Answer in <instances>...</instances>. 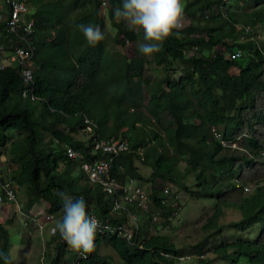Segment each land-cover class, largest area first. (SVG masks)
Returning <instances> with one entry per match:
<instances>
[{
  "label": "trees",
  "instance_id": "1",
  "mask_svg": "<svg viewBox=\"0 0 264 264\" xmlns=\"http://www.w3.org/2000/svg\"><path fill=\"white\" fill-rule=\"evenodd\" d=\"M102 1L26 0L37 7L33 31L7 35L4 26L1 34L6 48L13 46L9 44L13 39L34 51L32 94L37 98L23 96L22 91L32 83L24 81L19 66L7 62L4 54L0 149L7 152L9 163L3 166L6 160L0 162V182L7 175L16 198L20 187L26 190L29 208L46 200L62 215L58 190L74 199L83 197L88 215L93 212L101 220L109 219L132 231L131 238L124 234L125 228L96 233L95 248L87 254L71 250L56 232L55 253L45 249L42 258L46 257V264H74L78 259L79 264H110V254L101 252L103 245H110L122 264H185L190 258L179 253L181 245L173 236L151 233V226L158 224L153 207L167 209L172 186L165 191L163 185L161 196L153 192L149 210L126 199L125 193L119 194L117 201L124 206L120 209L114 201L117 196L104 192L103 182L86 180L80 161L67 154V145H71L83 150L92 162L98 155L111 156L112 171L120 181L130 175L158 188L190 179L200 195L213 199L214 213L206 225L212 235L226 227L218 218L228 206L241 212V218L229 225L244 230L261 224L252 238L220 243L213 250L215 257L205 256L202 247L197 264H212L219 258L228 264H264V182H260L264 180V0H236L235 5L223 0H182L183 14L190 17L188 34L176 35L174 30L151 57L143 56L137 47L143 42V31H131L124 21H116L113 13L121 0H109L110 26L101 15ZM76 24L99 27L104 40L90 47ZM243 34L247 37L240 41ZM227 35L238 41L228 44ZM134 39L131 55L115 49ZM219 46L224 49L218 50ZM213 48L217 51L206 52ZM225 49L231 54L243 50L246 60L240 62L241 57H231ZM172 61L187 64L192 72L179 78L170 74L138 78L134 74L147 65ZM233 66L239 68L237 73L232 72ZM85 118L90 119L91 129ZM125 127L132 130L130 136L120 135ZM214 128L226 140L238 141L237 146L218 140ZM87 133L90 141H84L89 138ZM93 135L124 136L129 149L118 156L101 150L94 155ZM136 159L149 166L151 173L143 174ZM251 184L255 185L250 188ZM12 203L15 200L5 199L0 205ZM130 205L139 211L133 220L139 222V214L143 216L146 234L142 238L130 220ZM128 222L134 223V230ZM10 247L9 229L0 221V251L12 259Z\"/></svg>",
  "mask_w": 264,
  "mask_h": 264
},
{
  "label": "rangeland",
  "instance_id": "2",
  "mask_svg": "<svg viewBox=\"0 0 264 264\" xmlns=\"http://www.w3.org/2000/svg\"><path fill=\"white\" fill-rule=\"evenodd\" d=\"M236 3V0H233ZM107 3L102 1L101 7V15L105 17L107 24L109 25V20L107 18ZM37 7L35 5L29 4V12L28 14H22V19H29L31 17H35V10ZM181 23L183 27L180 29V35L184 36L188 34V24L190 23V17L187 14H183ZM5 25H2V30H4ZM110 26V25H109ZM6 27V26H5ZM6 32V30H5ZM226 34H228L229 30L226 28L224 30ZM246 35H241L239 37L240 41L246 39ZM262 39L264 36L261 37ZM136 39L128 40L125 44H119L115 46L116 50H121V52H128L130 55L134 51V46L136 43ZM238 37L228 36L225 39V42L228 44L230 42H237ZM225 44V43H224ZM224 46L217 47L218 50H223ZM227 51V49H225ZM224 50V51H225ZM191 51V50H190ZM215 51H217L215 49ZM214 48L211 49V52L206 51L207 53L215 52ZM228 53V51H227ZM240 62H244L246 60L245 55H243L240 59ZM232 72L237 73L239 68L237 66L232 67ZM191 69L187 64L179 63L177 61H172L167 65H147L143 70L134 72V74L138 78L144 77H160L165 74H170L171 77L179 78L182 75H186L191 73ZM148 95H145V101L148 100ZM132 130L127 127L123 128V131L120 135L130 136ZM82 137V136H81ZM239 141H241L239 139ZM2 150L0 151V162L5 159L3 166L9 163V160L5 158L7 152L4 151L3 155ZM97 153L94 151V155ZM98 159H103L100 155L95 156ZM138 169L145 175L151 173V168L145 165L141 159L135 160ZM113 165V163H112ZM2 169V167L0 168ZM151 170V171H150ZM78 171V170H77ZM76 172V171H75ZM8 179V176L5 175ZM134 177V176H128ZM136 178V177H135ZM7 179L5 181H7ZM138 184H141L146 191V197L149 203L152 204V195L153 192H158L161 196L163 185L172 186L175 189V192L167 197L168 207L165 210H156L153 207V213L159 212V226H164L166 228L158 229L157 225H152V233L154 231H158L161 233L168 234L173 236L180 243V251L181 255H187L188 258L185 261V264H197L196 259L199 257V253L201 252V248H206L205 256L215 257L213 250L218 247L222 242H230L235 241L238 238H247L253 237L255 232L260 228L261 224L256 223L252 227H248L244 230H241L235 226L229 225V223L233 220H237L241 218V212L238 207L228 206L224 208V215L218 218L219 223L226 224V227L223 228L221 233L210 234L212 229L206 228L208 219L214 213V205L213 199L203 197L200 195L195 189L192 181L186 180L183 182H167L160 184L158 188H153L150 182L142 181L141 179H137ZM261 183L264 180H260ZM136 183H132V188L128 187V191L135 192ZM255 184H251L250 188H252ZM139 186V185H138ZM249 191V190H248ZM17 199L15 203L12 204H2L0 205V221L9 219V222L6 223L9 232H10V253L12 255L13 264H46V257L43 259V252L50 250L52 253L56 251V233H52V228L55 226L56 222L61 218L62 213L61 210L55 212L52 208L51 204L46 200H41L36 203L28 215L34 216L30 220H26L27 217L24 214L30 208L26 204L28 196L26 190L20 187L17 191ZM122 200V199H121ZM132 208V213L136 216L139 211L133 210V205H130ZM143 210V209H142ZM158 211V212H157ZM54 214V219L52 222L48 223L45 227V231H41V227L38 222L40 219L44 220L46 215ZM141 213V212H140ZM140 215L139 220V231L138 236L140 238L144 237L146 234V230L144 227V221L142 214ZM131 220V219H130ZM129 220V221H130ZM132 221V220H131ZM28 222V224H26ZM105 222H110L109 219H106ZM44 224L45 222L40 221V224ZM111 224V223H110ZM112 225V224H111ZM127 225L134 230V223L128 222ZM102 253H108L111 256L110 264H122L121 257L117 254V252L110 245H103L101 247ZM77 253V252H76ZM75 253V254H76ZM212 264H228L225 259H216Z\"/></svg>",
  "mask_w": 264,
  "mask_h": 264
},
{
  "label": "clouds",
  "instance_id": "3",
  "mask_svg": "<svg viewBox=\"0 0 264 264\" xmlns=\"http://www.w3.org/2000/svg\"><path fill=\"white\" fill-rule=\"evenodd\" d=\"M107 1H108L107 8H108L109 0ZM223 3L225 4L231 3L234 5L236 4L233 0H223ZM27 5H28V11L26 14H28L29 12V4L27 3ZM183 13H184V7H183L182 0H121V6L114 9L113 15L118 23L120 21H124L127 27L129 28V30L131 31L142 30L143 31V42L139 43L137 47H138L139 52L143 56L151 57L153 54L158 53L161 50L163 42L168 37L173 35L174 30L176 32V35H179V30L183 27L181 23ZM31 19H34L35 21L34 17H31L29 19L25 18V21H29ZM74 27L83 34L87 44L90 47H93V48L97 47L99 42L104 40L105 38L104 33L101 31V29L99 27H94L91 24H87V25L86 24H76L74 25ZM228 54L230 55L231 51H228ZM29 87H31V85ZM25 90L33 91V88L24 89L22 92H24ZM86 119H88V121H86ZM88 122L90 123V119L85 118V124L87 128H88ZM90 126L92 127L91 123H90ZM87 134L89 135V138L84 141H90V133H87ZM93 136L97 137V135H93ZM222 137H223V134H222ZM223 140L226 141V143L223 142L225 145L237 146L238 144V141H228L224 137H223ZM67 146H71V145H67ZM90 147L92 149L91 152L94 153L95 150H93L92 146ZM77 150H80V149H77ZM80 151H82L84 154V160L89 161L88 158H86L85 156V152L83 150H80ZM95 152H97V150ZM81 162L82 161H80V163ZM112 168H113V165H112ZM112 173L117 177V180L119 183H125V182L134 183L135 182L136 183L135 186L139 185L143 188L141 184H138V180L132 177L127 178L126 181H120L118 179V176L113 171ZM85 175H86V180L89 181L88 175L86 173ZM6 179L7 178H4L3 181L0 182V192L4 186V183L6 182L5 181ZM90 182H93V181L90 180ZM93 183H98V182H93ZM102 187L105 190L104 192H106L107 194H112V195L115 194L117 196L116 198L114 197V201L118 200V196H120L119 194H121L119 191L110 192L105 187L104 184L102 185ZM170 187L171 186H166L164 190L166 191V189L167 188L170 189ZM171 191L173 193L175 192L174 187H172ZM56 195L60 198V201L62 203L63 215L56 222L55 226L52 228V233L55 234L56 232H58L60 237L67 243V245L69 246L71 250L77 253H80V254L91 253L95 248L96 233H101V232H97L98 228H100V224L95 217H97L102 222H105L106 219L101 220L93 212H91L90 215H88L87 204L83 197L74 199L71 195L67 194L64 191H59V190L56 192ZM144 199L146 203L148 204L147 208L143 207L142 204H140L138 199L132 200V201L133 202L137 201L143 210L145 209L149 210V208L152 207L153 202L151 204L147 201L149 199H147L146 197V191H145ZM121 208H124V206L122 205L120 209ZM31 209L32 208L24 212V214L27 217L26 220H30L32 217H34V216L28 215V212H30ZM129 216H130V219L136 223V230L138 232L139 222H136L135 220H133V217H135V215L132 213V211H129ZM3 222L8 223L9 219L4 220ZM50 222L52 221H48L45 225H43V227L40 226L41 227L40 230L45 231V227ZM26 224H28V222H26ZM112 226L120 227L117 230L118 232H122L123 230L121 228H125L122 225L112 224ZM157 227H159L158 229L164 228L163 226L162 227L159 226V224H157ZM152 232L153 231L151 227V233ZM128 237L131 238V236L129 235ZM0 260L3 261V264H13L10 255L7 253H4L3 251H0ZM78 262H79V259L74 264H77Z\"/></svg>",
  "mask_w": 264,
  "mask_h": 264
},
{
  "label": "built area",
  "instance_id": "4",
  "mask_svg": "<svg viewBox=\"0 0 264 264\" xmlns=\"http://www.w3.org/2000/svg\"><path fill=\"white\" fill-rule=\"evenodd\" d=\"M104 2H108L107 0H104ZM28 11V5L25 0H0V70L3 69L7 63L4 61V54L8 56L7 62L14 61L20 68L22 72V77L24 81L28 83H32L34 79V67L35 62L34 60V51L26 48L22 44H16L13 39H10L11 42L9 44L13 45L11 47L5 46L4 43H2L5 40L1 39V34L3 32L2 25L6 26V33H20L22 32H32L34 29L33 24L35 23L34 19H31L29 21H25V18L22 19V14H26ZM26 22V24L24 23ZM12 38V37H9ZM33 83L30 88H33ZM24 92H27L25 90ZM88 121V119H86ZM88 129H91L90 123L88 122ZM214 132L216 135V138L219 140H222V142L226 143L225 140H223L222 134L214 128ZM130 144L128 143V139H126L123 136H113L111 138H99L94 137L93 140V150H101L102 152H110L113 154H120L122 152H126L129 149ZM67 154L70 158L78 161H82L81 165L82 168L86 171V174L88 175L89 179L93 181L94 179H99L103 177V183L105 187L110 191H119L121 194L128 193L135 196H139L138 199L140 204H142L143 207L147 208L148 204L145 201V190L141 186H135V192L128 191V187L132 188V182L131 183H119L117 180V177L112 173V163L113 159H111V156L104 157L103 159H97V161H87L84 160V154L82 151L77 150L71 146H67L66 148ZM96 182V181H93ZM170 190V189H166ZM13 197V195H10ZM2 199V194L0 192V200ZM50 218H54L53 215H48ZM95 217V216H94ZM99 224L100 228H98L97 232H115L120 227L112 226L108 222H102L97 217H95ZM43 227V225H41ZM131 236V234H128Z\"/></svg>",
  "mask_w": 264,
  "mask_h": 264
},
{
  "label": "bare ground",
  "instance_id": "5",
  "mask_svg": "<svg viewBox=\"0 0 264 264\" xmlns=\"http://www.w3.org/2000/svg\"><path fill=\"white\" fill-rule=\"evenodd\" d=\"M24 23L26 24V22H24ZM34 24H33V26H34ZM242 56H243V50H241V51L237 50V51H235V52H233L231 54V57H234V58L235 57H242ZM22 94H23L24 97H27V96L31 95V98H37L35 95L32 94V91L22 92ZM95 161H97V159ZM95 161H93V162H95ZM97 180L103 182V177L99 178V179H94V181H97ZM1 194H2V199L0 200V203H2L5 199H7V200H15V201L17 199L16 198V191H15L11 181H6L4 183V186H3L2 190H1ZM10 195H13V197H11ZM125 198L132 201V200L139 199L140 197L132 195V194L125 193ZM121 206H122V204L119 201H117L116 202V207H121ZM52 220L53 219L48 217V215H46V218L44 220L40 219V221L45 222V224L48 221H52ZM154 221H155V223H159L157 214L154 215ZM41 225H44V224L41 223ZM125 233L131 234V237H132V231L129 228H125L124 234Z\"/></svg>",
  "mask_w": 264,
  "mask_h": 264
}]
</instances>
